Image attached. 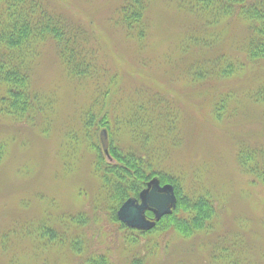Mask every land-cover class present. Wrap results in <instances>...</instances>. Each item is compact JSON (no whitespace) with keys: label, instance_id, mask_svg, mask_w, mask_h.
<instances>
[{"label":"rangeland","instance_id":"rangeland-1","mask_svg":"<svg viewBox=\"0 0 264 264\" xmlns=\"http://www.w3.org/2000/svg\"><path fill=\"white\" fill-rule=\"evenodd\" d=\"M37 1L69 22L90 49L99 47L100 63L121 77L119 92L111 79L103 84L111 102L105 110L116 119L109 141L150 156L157 173L180 182L184 196L210 197L215 215L210 230L191 238L170 231L128 243L131 234L113 222L95 175L91 141L83 131L78 144L66 136L82 128L80 115L94 96L93 83L77 84L49 40L34 61L33 87L42 99L38 116L51 115L50 126L43 118L30 125L0 114V145H6L0 162V264H78L79 255H107L111 264H133L135 257L140 264H219L214 252L227 264H264V184L238 161L242 146L264 149V106L252 99L264 66L247 58L248 23L231 16L216 24L180 7L189 0H147L150 29L140 44L111 21L128 0ZM221 54L235 66L230 77L217 75L212 61ZM142 93L170 102L173 128H162L157 118L147 128L129 125ZM121 102L128 110L119 108ZM159 102L166 113L167 103ZM47 216L59 234L53 244L39 240ZM72 217H82V223H72ZM34 226L37 239L28 236ZM65 227L68 234L62 236ZM75 240L83 241L82 254L73 248Z\"/></svg>","mask_w":264,"mask_h":264},{"label":"trees","instance_id":"trees-1","mask_svg":"<svg viewBox=\"0 0 264 264\" xmlns=\"http://www.w3.org/2000/svg\"><path fill=\"white\" fill-rule=\"evenodd\" d=\"M179 5L191 14L210 16L216 24L231 16L245 20L248 23V37L245 41L247 58L251 62L264 66V0H189L186 3L181 2ZM149 6L147 0H128L120 6L111 21L129 38L143 44L150 29L147 18ZM49 40L54 42L67 74L77 81V84L85 85L88 80L93 83L91 86L94 87V96L80 115L82 128L77 132L70 131L66 136L68 141L73 138L70 141L78 144L81 141V138L78 137L79 133L82 134L83 131L85 137L91 141L96 153L93 163L95 175L101 179L102 191L105 194L113 222L120 223L121 230L131 234L128 237V243L136 245L140 243L138 236L154 233L173 231L184 238H191L199 232L210 230L213 225L212 218L215 215V207L211 198L208 196L197 198L184 196L180 182L168 175L157 173L150 156L120 148L111 140L109 155L112 162L106 159L102 146L99 144L100 134L99 140L96 139L97 142L93 141V138H96L100 129H106L109 140L112 139L114 130L112 120L116 119L113 115H109V110H105L109 104L111 106V102L109 100L110 91H106L103 84L104 80L111 79L112 82L109 85L114 88L118 87L120 82L117 80L121 77L117 73L110 74L107 68L100 63L97 56L100 53L99 47L97 50L90 49L71 28L69 22L43 8L37 0H0V114L10 117L18 123L30 125L43 118L48 120L45 125L50 126L51 115L38 116L42 110V99L40 93L33 87L34 61L39 55L40 47ZM227 59L221 54L212 61L215 67H218L217 75L220 77H230L236 72L235 66L232 63L228 64ZM207 63L209 62L207 61ZM206 73L208 72L199 76H205ZM116 92L119 90L116 89ZM135 97L132 98L135 99ZM159 99H163L167 103L166 113L159 108ZM252 99L255 103L264 106V80L253 92ZM112 102V105L118 106V101ZM169 103L164 96H152L151 93L140 94L132 108L133 120L129 125L136 124V130L147 128L153 125L157 118V121L161 122L162 128H173L172 118L174 116L169 108ZM44 104V110L50 111V104ZM119 108L122 111L128 110L126 104L122 102ZM220 110L215 109L216 116H220ZM154 111H156L155 117ZM5 150L6 145L1 144L0 162L4 158ZM238 161L245 172L255 176L264 184V149L249 150L242 146L238 154ZM155 177L161 181V184L174 186L178 199L177 209L173 214L163 217L151 231H139L127 227L119 221L118 209L127 199L138 198L147 183ZM147 215L148 217L154 216L152 212H147ZM51 222L52 219H49L48 216L42 220L43 225L39 230L41 239L39 240L48 239L47 241L53 244L59 238V234L51 228L49 225ZM71 222L80 224L82 217H72ZM61 224L63 226L64 222ZM34 230L35 226L28 228L27 231L30 233L28 236L35 237ZM68 230L69 227H65L62 236H66ZM58 242L62 243V238ZM47 244L45 245H51ZM82 245V240H75L72 244L76 251L77 248L79 249V254H82ZM79 256L78 264H111L107 255ZM221 258L217 252H214L212 260L215 263L227 264ZM141 262L142 259L138 257L133 259V264Z\"/></svg>","mask_w":264,"mask_h":264},{"label":"water","instance_id":"water-1","mask_svg":"<svg viewBox=\"0 0 264 264\" xmlns=\"http://www.w3.org/2000/svg\"><path fill=\"white\" fill-rule=\"evenodd\" d=\"M100 140L103 151L109 153L110 141L105 129L101 131ZM177 205L174 186L162 185L158 178H153L140 192L138 198H129L121 205L117 217L131 229L151 231L163 217L173 214ZM147 212H152L154 216L148 217Z\"/></svg>","mask_w":264,"mask_h":264},{"label":"flooded vegetation","instance_id":"flooded-vegetation-1","mask_svg":"<svg viewBox=\"0 0 264 264\" xmlns=\"http://www.w3.org/2000/svg\"><path fill=\"white\" fill-rule=\"evenodd\" d=\"M147 184H148V183H147ZM146 187H147V185H146ZM146 187H145V188H146Z\"/></svg>","mask_w":264,"mask_h":264}]
</instances>
